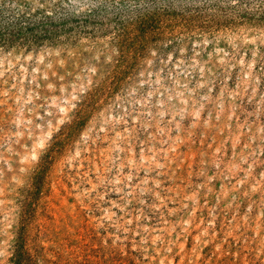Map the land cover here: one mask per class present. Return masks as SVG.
Masks as SVG:
<instances>
[{
    "label": "rangeland",
    "instance_id": "1",
    "mask_svg": "<svg viewBox=\"0 0 264 264\" xmlns=\"http://www.w3.org/2000/svg\"><path fill=\"white\" fill-rule=\"evenodd\" d=\"M0 264H264V0H0Z\"/></svg>",
    "mask_w": 264,
    "mask_h": 264
}]
</instances>
